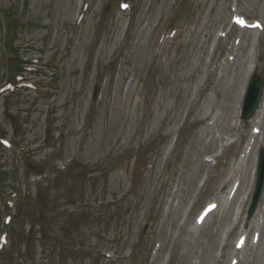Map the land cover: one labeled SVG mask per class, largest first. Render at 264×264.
<instances>
[{
  "label": "rangeland",
  "instance_id": "374dc122",
  "mask_svg": "<svg viewBox=\"0 0 264 264\" xmlns=\"http://www.w3.org/2000/svg\"><path fill=\"white\" fill-rule=\"evenodd\" d=\"M253 74L264 0H0V264H264Z\"/></svg>",
  "mask_w": 264,
  "mask_h": 264
},
{
  "label": "water",
  "instance_id": "95a60500",
  "mask_svg": "<svg viewBox=\"0 0 264 264\" xmlns=\"http://www.w3.org/2000/svg\"><path fill=\"white\" fill-rule=\"evenodd\" d=\"M264 84V77L253 74L247 82L245 95L240 111L241 119H250L254 110L258 107L259 99L262 95V88ZM97 94V89L94 90L93 97ZM264 181V148L260 151L257 177L254 185V191L252 194L251 202L248 206V215H251L254 211L256 202L258 200L262 185Z\"/></svg>",
  "mask_w": 264,
  "mask_h": 264
},
{
  "label": "bare ground",
  "instance_id": "6f19581e",
  "mask_svg": "<svg viewBox=\"0 0 264 264\" xmlns=\"http://www.w3.org/2000/svg\"><path fill=\"white\" fill-rule=\"evenodd\" d=\"M247 16V15H246ZM235 17V16H234ZM230 18V20L231 19H233V14H231V16L229 17ZM246 18H248V16L246 17ZM248 20V19H247ZM242 23H244V22H242ZM246 24H251V21H247V23ZM247 29L246 28H241L240 29V32H239V35L241 36L243 33H244V31H246ZM242 37V36H241ZM239 99V95H237V98H236V106H235V108H234V110H235V115L233 116V119L232 120H234V125H233V127H238L239 126V124H240V120H239V110H240V99ZM262 105H263V102L260 104V107H262ZM207 109L206 110H204L203 111V113L201 114V116H199L198 118L200 119V118H203V119H201L202 120V122H204L206 119H208V117H207ZM257 111V113L256 114H260V115H256L255 117H254V119H251V120H249L250 122H252L253 123V125H254V127L255 126H258L260 129L262 128V120H263V112H261L260 111V109L258 110H256ZM221 145V144H220ZM220 145H219V147H220ZM255 172V171H254ZM253 180H254V175H253V177H252V179H251V183H250V186L252 187V184H253ZM202 181H203V179L201 178L200 179V183H202ZM232 221V220H231ZM251 225H252V223H251ZM243 227H244V229H240V232H239V239L242 237V235L246 232V227H248L246 224H244L243 225ZM245 230V231H244ZM231 256H232V254H231Z\"/></svg>",
  "mask_w": 264,
  "mask_h": 264
}]
</instances>
